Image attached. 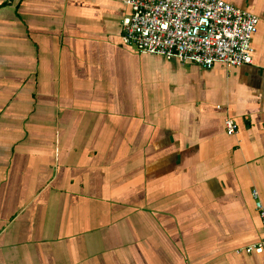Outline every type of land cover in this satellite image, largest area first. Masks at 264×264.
Masks as SVG:
<instances>
[{
	"label": "crops",
	"instance_id": "0c3cea01",
	"mask_svg": "<svg viewBox=\"0 0 264 264\" xmlns=\"http://www.w3.org/2000/svg\"><path fill=\"white\" fill-rule=\"evenodd\" d=\"M226 1L260 17L252 64L138 52L125 0H0V264H264L238 252L264 240V0Z\"/></svg>",
	"mask_w": 264,
	"mask_h": 264
},
{
	"label": "built area",
	"instance_id": "2783aa9c",
	"mask_svg": "<svg viewBox=\"0 0 264 264\" xmlns=\"http://www.w3.org/2000/svg\"><path fill=\"white\" fill-rule=\"evenodd\" d=\"M125 4L130 13L122 19V40L140 53L205 69L216 64L230 69L254 61L253 36L260 17L226 0H125ZM224 125L227 134L237 132L233 118H226ZM256 207L264 227V203L257 199ZM263 250L264 240L238 252Z\"/></svg>",
	"mask_w": 264,
	"mask_h": 264
}]
</instances>
